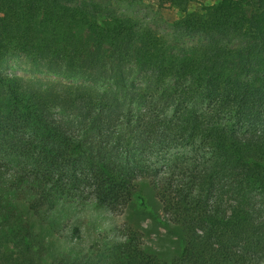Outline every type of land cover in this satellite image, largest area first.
Here are the masks:
<instances>
[{
  "label": "trees",
  "instance_id": "obj_1",
  "mask_svg": "<svg viewBox=\"0 0 264 264\" xmlns=\"http://www.w3.org/2000/svg\"><path fill=\"white\" fill-rule=\"evenodd\" d=\"M157 1L183 13L170 34L111 0H0V264L264 258V0ZM141 180L179 254L136 233L83 246L82 210L149 209Z\"/></svg>",
  "mask_w": 264,
  "mask_h": 264
},
{
  "label": "rangeland",
  "instance_id": "obj_2",
  "mask_svg": "<svg viewBox=\"0 0 264 264\" xmlns=\"http://www.w3.org/2000/svg\"><path fill=\"white\" fill-rule=\"evenodd\" d=\"M216 0H199L191 4L188 9L202 10L203 6ZM109 9L126 13L158 28L160 31L170 34L173 24L183 16V13L175 8L165 5L158 7L157 0H111ZM10 73L24 76L28 79L53 78L57 81L67 82L44 72H34L30 65L22 60H14L10 63ZM140 187L147 199L148 210L140 209L135 202L130 203L121 215L109 214L92 208L82 210L77 224L82 230V245L87 246L93 241V237L101 235L108 239L126 238L127 235L136 233L140 238L143 248L160 258L170 259L180 252L181 232L178 226L162 223L170 219L162 206L155 187L148 181L141 180ZM61 247H65L63 240ZM257 264H264V258L257 259Z\"/></svg>",
  "mask_w": 264,
  "mask_h": 264
}]
</instances>
